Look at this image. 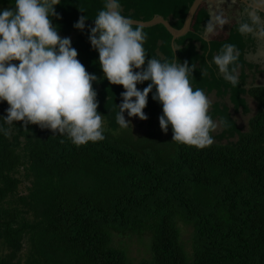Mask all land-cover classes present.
Returning <instances> with one entry per match:
<instances>
[{
	"label": "trees",
	"instance_id": "obj_1",
	"mask_svg": "<svg viewBox=\"0 0 264 264\" xmlns=\"http://www.w3.org/2000/svg\"><path fill=\"white\" fill-rule=\"evenodd\" d=\"M194 1L120 5L129 19L162 16L181 29ZM57 2L54 26L71 38L86 71L97 76L93 88L104 139L78 146L67 134L0 119V129L7 131L0 130V264H264V85L245 87L243 70L253 66L245 59L248 41L236 30L239 24L222 39L206 40L202 34L211 15L202 4L191 32L175 41L176 51L163 25L140 27L146 62L186 60L196 66L189 76L193 90L230 93L236 111L249 112L247 94L256 103L247 130L229 107L215 103L208 114L222 130L211 131L213 143L199 148L172 141L170 125L167 133L161 130L162 105L152 93L141 125L146 132L117 122L125 89L104 78L88 39L105 0ZM14 4L0 0V9ZM82 15L88 19L83 32L73 27ZM228 43L236 45L235 67L242 71L235 86L214 63ZM8 107L0 102V117ZM23 187L26 194L20 193ZM135 240L146 247L141 260L130 255Z\"/></svg>",
	"mask_w": 264,
	"mask_h": 264
},
{
	"label": "clouds",
	"instance_id": "obj_2",
	"mask_svg": "<svg viewBox=\"0 0 264 264\" xmlns=\"http://www.w3.org/2000/svg\"><path fill=\"white\" fill-rule=\"evenodd\" d=\"M57 0H15L14 7L0 9V102H7L5 123L23 122L67 134L75 145L103 140L102 114L97 111V92L93 82L97 76L86 71L70 37H61L53 18ZM250 22H241L238 31L264 36L261 17L252 11ZM82 15L73 27L83 32L86 28ZM133 21L122 15L120 0H105L94 26L88 27L89 42L98 51L104 78L110 84L122 85L117 122L124 127L125 119L138 117L147 120L144 109L149 93L162 105L159 125L167 133L172 128V141L203 148L213 143L210 135L217 127L208 114L210 100L202 89L190 84L196 66L184 62H161L148 58L146 62L142 29L133 28ZM228 20L214 15L205 26L210 34ZM238 50L225 44L214 57L219 73L232 85L238 84L235 62ZM18 61L19 63H13ZM149 81L142 90L138 84ZM155 89V91H153ZM7 131L4 129H0Z\"/></svg>",
	"mask_w": 264,
	"mask_h": 264
},
{
	"label": "rangeland",
	"instance_id": "obj_3",
	"mask_svg": "<svg viewBox=\"0 0 264 264\" xmlns=\"http://www.w3.org/2000/svg\"><path fill=\"white\" fill-rule=\"evenodd\" d=\"M263 2L262 0H259ZM212 4V3H211ZM208 6H212V5ZM207 7V3H204ZM214 5L211 7L214 13ZM240 5H230L229 9L226 8L222 10L221 8L217 9L215 13L212 15L222 14L224 18L228 20V23L223 26H217L215 31L210 34H206L205 30L203 32V36L206 40L212 39H222L226 35V33L232 29L235 24H240L241 22H250L249 13L250 10L246 9L245 12H241L242 10L239 9ZM260 25H264V16H260ZM238 31V29H236ZM259 26H254V32L249 34H244L246 40L248 41V46L245 50V59L249 62L253 67L247 66L243 71L246 75L245 80V87L248 89L252 86H261L264 85V36L258 35ZM226 31V32H225ZM239 32V31H238ZM240 33V32H239ZM241 34V33H240ZM242 35V34H241ZM241 69L238 68L236 70V74L238 75V80H241ZM220 76L223 74L219 73ZM209 100H210V107L209 110L213 108L215 103L219 104L221 107L227 106L230 109V113L232 117L236 120L239 127L243 130H247L249 127L250 118L256 113V103L252 97L248 94L244 97L248 101V108L249 112H244L243 108L241 107L237 111L235 110V105L230 99V93L219 95L217 91L205 93ZM126 120H130L131 124L128 126L132 127L136 132H146L147 129L142 124H145L143 120H140L138 117H126ZM216 129L215 133L218 134L221 132L222 127L219 121L216 122ZM29 183L27 184V186ZM21 194H26V190L23 187L20 190ZM27 244L24 247L23 252L26 253L28 250ZM130 255L135 260H141L146 255V247L143 244H140L139 241L135 240L133 243L130 244Z\"/></svg>",
	"mask_w": 264,
	"mask_h": 264
},
{
	"label": "water",
	"instance_id": "obj_4",
	"mask_svg": "<svg viewBox=\"0 0 264 264\" xmlns=\"http://www.w3.org/2000/svg\"><path fill=\"white\" fill-rule=\"evenodd\" d=\"M205 1H209L211 3H214L217 0H195L193 5L190 8L188 14H187L185 23L181 29H176L175 27H173L171 22L169 20H166L162 16H156L152 20L147 21V22L137 21V20H132V19H130V20H132L134 22L133 26H139V27H143V28H151V27H155L158 25H163L169 31V33L172 35V37H173V40H172L173 48L176 51L177 48L175 46V41L177 39L185 37L188 33L191 32L192 24H193L195 15L197 14L199 8L201 7V5Z\"/></svg>",
	"mask_w": 264,
	"mask_h": 264
},
{
	"label": "crops",
	"instance_id": "obj_5",
	"mask_svg": "<svg viewBox=\"0 0 264 264\" xmlns=\"http://www.w3.org/2000/svg\"><path fill=\"white\" fill-rule=\"evenodd\" d=\"M263 2L259 1V0H254V1H248V0H241L242 5L236 1V3L234 2L233 5H240L239 9L242 10V8L244 7V10L249 9L252 11H255L259 16H264V0H262ZM232 3L229 0H225L222 2H219L217 5L214 4V13L215 11L219 8H221L222 10L228 8ZM209 8V12H210V19L212 18V15L214 14L211 7L212 6H207Z\"/></svg>",
	"mask_w": 264,
	"mask_h": 264
},
{
	"label": "flooded vegetation",
	"instance_id": "obj_6",
	"mask_svg": "<svg viewBox=\"0 0 264 264\" xmlns=\"http://www.w3.org/2000/svg\"><path fill=\"white\" fill-rule=\"evenodd\" d=\"M222 1H225V0H217V1H215L214 3H212V4H211V2H209V1H205L204 3H207V6H208V4H209V5L211 4V5L213 6L214 4L217 5L219 2H222ZM229 1L232 3L231 5H233L234 2L236 3V1H238V2L242 5L241 0H229ZM248 1H254V0H248ZM204 3H203V4H204ZM241 12H242V13L245 12L244 7L242 8V11H241ZM250 12H252V9L250 10Z\"/></svg>",
	"mask_w": 264,
	"mask_h": 264
}]
</instances>
